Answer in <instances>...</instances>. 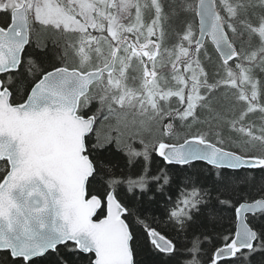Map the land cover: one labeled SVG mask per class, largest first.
I'll list each match as a JSON object with an SVG mask.
<instances>
[{"label": "snow or ice", "instance_id": "snow-or-ice-1", "mask_svg": "<svg viewBox=\"0 0 264 264\" xmlns=\"http://www.w3.org/2000/svg\"><path fill=\"white\" fill-rule=\"evenodd\" d=\"M144 253L264 264V0H0V264Z\"/></svg>", "mask_w": 264, "mask_h": 264}, {"label": "trees", "instance_id": "trees-1", "mask_svg": "<svg viewBox=\"0 0 264 264\" xmlns=\"http://www.w3.org/2000/svg\"><path fill=\"white\" fill-rule=\"evenodd\" d=\"M166 2L178 3V0H166ZM177 24H178V22L174 23L173 24V27H176ZM206 247L209 250H211L212 244L211 243H208L206 245ZM141 259L143 261V264H152V257L149 254H147V253L142 254Z\"/></svg>", "mask_w": 264, "mask_h": 264}]
</instances>
